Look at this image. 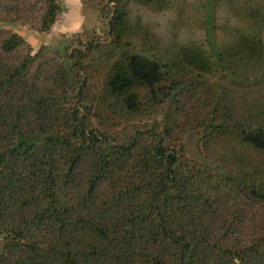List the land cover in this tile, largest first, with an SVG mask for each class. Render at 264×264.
Returning a JSON list of instances; mask_svg holds the SVG:
<instances>
[{"label":"trees","instance_id":"obj_1","mask_svg":"<svg viewBox=\"0 0 264 264\" xmlns=\"http://www.w3.org/2000/svg\"><path fill=\"white\" fill-rule=\"evenodd\" d=\"M107 2L108 39L71 46L67 62L0 28V264H264V182L193 160L183 143L232 132L264 154V117H239L211 83L181 75L233 68L249 39L208 38L204 0L208 50L161 58L124 34L141 32L132 6L156 13L165 0ZM59 11L56 0H0V22L36 31ZM102 106L130 122L96 125Z\"/></svg>","mask_w":264,"mask_h":264},{"label":"rangeland","instance_id":"obj_2","mask_svg":"<svg viewBox=\"0 0 264 264\" xmlns=\"http://www.w3.org/2000/svg\"><path fill=\"white\" fill-rule=\"evenodd\" d=\"M107 1L95 0L92 3L85 1L83 4L86 8L84 9L86 18L93 21V27L72 33L59 42L54 43L50 40V43L45 44L50 48L49 57L55 58L53 63L67 62L71 46H82V43L85 45L89 39L106 42L108 39L106 18H101L100 9L106 2L108 6L106 13L109 11L111 4ZM212 1L213 4L209 7L211 31L208 38L212 39L214 35L216 44L227 42L232 45L239 42L241 36L244 39L247 37L250 41L249 51L234 55L236 50L231 49L230 56L234 55L233 68L223 70L212 65L208 73L186 70L181 75L190 79L199 75L211 83L213 89L233 105L239 117L261 119L264 117V0ZM203 4L204 0H165V7L156 13L149 8L132 6L129 18L138 19L132 26L145 34L135 32L130 27L129 34L126 33L124 36L131 37L136 34L133 41L135 44L140 45L147 53L161 58H170L179 46L193 45L208 50L203 19L206 6ZM57 18L58 14L55 16V19ZM21 26L25 25L18 22H0L1 29H8L11 32H15L13 30H18ZM79 34L81 36H77ZM19 36L32 44L30 47L32 53L43 44L40 41L44 40V34L33 29L28 30L27 35ZM142 109L150 116L149 121L160 114L159 106L150 104L143 106ZM106 111L107 108L102 106L98 115L95 113L96 125L104 127L111 123L118 125L130 122L127 117L118 118L116 110L103 118ZM144 119H135L134 122L140 123ZM202 134V131H190L184 137L183 143L189 158L206 162L210 166L219 165L230 171H242L251 179L264 182L263 153L238 143L235 139L236 134L232 132L211 137L206 142L203 141L205 137L202 139Z\"/></svg>","mask_w":264,"mask_h":264},{"label":"crops","instance_id":"obj_3","mask_svg":"<svg viewBox=\"0 0 264 264\" xmlns=\"http://www.w3.org/2000/svg\"><path fill=\"white\" fill-rule=\"evenodd\" d=\"M59 6L58 18L54 20L52 25L46 31H38L44 34V40L40 41L41 45H45L51 42H59L63 38H67L68 35L88 30L94 26L93 21L86 18V9L80 0H56ZM28 30L26 26H21L18 30H13L18 35H27ZM36 31V30H34ZM28 42V41H27ZM39 42V41H38ZM39 42V43H40ZM28 44L31 45L29 42Z\"/></svg>","mask_w":264,"mask_h":264}]
</instances>
